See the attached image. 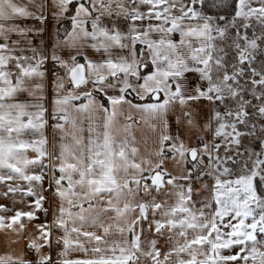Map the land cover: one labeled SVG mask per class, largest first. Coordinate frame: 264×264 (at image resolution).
<instances>
[{"label": "snow or ice", "instance_id": "6c2138e0", "mask_svg": "<svg viewBox=\"0 0 264 264\" xmlns=\"http://www.w3.org/2000/svg\"><path fill=\"white\" fill-rule=\"evenodd\" d=\"M0 264H264V0H0Z\"/></svg>", "mask_w": 264, "mask_h": 264}]
</instances>
